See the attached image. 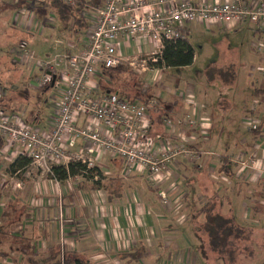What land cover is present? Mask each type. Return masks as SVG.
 Segmentation results:
<instances>
[{"label": "crops", "instance_id": "crops-1", "mask_svg": "<svg viewBox=\"0 0 264 264\" xmlns=\"http://www.w3.org/2000/svg\"><path fill=\"white\" fill-rule=\"evenodd\" d=\"M86 2L81 12L85 20L83 23L61 19L53 10L50 0L13 1V6L22 11L14 14L11 20L14 27L31 34L36 32L43 40L50 39L61 47L56 51L52 48L44 51L46 58L38 61L35 60V53L32 50H27L25 54L24 48L12 49L10 66L17 68L20 73L18 74L15 69L18 74L14 77L15 80H10L11 77L7 75V79H4L7 88L0 79L3 91V98L0 101L2 114L10 115L19 124L32 125L31 127L41 131L49 128L59 93L53 85L50 87L38 85L39 77L35 71L38 68L42 74L39 66L41 61L52 59L57 54L70 55L82 50L86 33L92 26L96 5L102 0ZM36 7L45 8L48 13L44 26L34 18L36 13L33 8ZM240 25L250 27L253 37L258 41H264V32L254 24L239 23L233 28H226L235 30ZM34 41L32 39V43ZM118 42L121 55L136 61H140L142 56L156 49L154 42L142 38L128 41L119 39ZM257 53L255 70L246 76V83L250 86L247 98L255 99L252 104H256V109L249 112V107L241 113L240 120L244 129L235 130L232 144H225L219 133L216 138L209 135L213 123L205 102V99L210 97L208 92L202 97L197 96L195 87L190 84H185L183 90L176 92H170L169 89L164 91L162 88L152 89L154 95L160 99L158 108L163 111V120L165 117L175 120L183 117L185 113H194L193 117L205 131L201 133L199 127L187 125H176L174 129H170L162 120L157 128L162 132L161 137L176 141L181 136H188L190 145L201 154L194 163L181 157L172 161L167 168V175L166 173L162 175L164 178L158 188L152 186L144 171L133 170L123 174V161L110 157L101 149L95 150L92 156L94 164L105 176L104 187L93 189L78 187L79 177L59 182L50 178L43 170H34V164H30L20 175L9 174L7 167L20 152L16 146H10L8 151L2 154L4 158L0 165V168L2 166L0 229L8 230L7 235L0 232V252L6 253L0 256V259L9 260L11 264H18L21 260L24 262L25 256L23 257L18 250L23 240L24 244L28 243L30 246L29 253L37 258L60 249L84 255L95 264H182L185 260L189 263L195 260L189 246L191 236L185 227V223L191 218V212L195 215L206 199L217 193L223 199L218 202L219 209L234 219L236 215L242 220L250 206L247 202H239L237 206L241 205V208L239 212H235L231 210L233 200L245 198L249 201L250 199L246 197L252 196L251 199L255 201L254 194L257 191L255 185L264 178V94L253 93L254 88L264 81V49ZM226 64L229 63L223 65ZM16 80H19V86H15L14 83L9 85ZM208 80L215 83L222 81L218 78ZM233 81L227 83L231 84ZM102 83L101 76L94 77L93 95L103 94ZM182 92L187 93L190 99L193 98L195 104L187 106L184 96L180 95ZM195 97L200 100H198L200 104L196 102ZM45 114L50 117L44 121L42 115ZM245 115L259 118L258 132L247 129L244 124ZM77 125H89L96 130H104L98 122L85 117H80ZM159 133L149 134L153 148L159 146L157 141ZM195 143L198 146H194ZM67 146L71 152L86 149V145L80 140ZM238 152L249 158L246 173L239 178L242 181L241 188L235 186L225 188L226 184L229 186V182L226 184L224 182V187L219 189V180L216 179L226 178L218 176L215 172L219 167V156L223 153L228 154L229 161L234 166V157ZM235 168L238 172L237 164ZM251 175L252 180L247 178ZM160 192L166 196L167 203L162 202ZM196 198L199 204L194 210L191 207L192 203L195 204ZM258 202L264 205V201ZM5 211L11 213L9 220ZM5 225H8L7 228ZM134 250H138L137 260L128 255ZM13 257L17 260H13Z\"/></svg>", "mask_w": 264, "mask_h": 264}, {"label": "built area", "instance_id": "built-area-1", "mask_svg": "<svg viewBox=\"0 0 264 264\" xmlns=\"http://www.w3.org/2000/svg\"><path fill=\"white\" fill-rule=\"evenodd\" d=\"M64 1L68 4L72 2ZM191 22H199L205 27L208 23L225 25L227 28L247 23L258 26L264 32V0H102L86 33L82 50L70 55L57 54L39 63L43 72L37 80L38 85H51L54 79L52 85L59 93L49 128L41 131L19 124L10 115L0 112V137L5 141L0 154L14 145L19 153L31 159L32 164L48 173L51 161L67 164L70 160H82L87 167H92L95 165L92 154L101 149L110 157L123 161V174L133 170L144 171L152 186L158 188L172 161L181 157L194 163L199 158V152L183 136L170 141L158 135L159 146L153 148L149 131L151 110L157 105V98L133 102L115 92L95 96L93 79L101 76V67L123 62L137 67L139 72L156 71L147 62L156 60L155 55L164 40L186 37L184 30ZM133 38L152 41L156 49L142 56L140 61L124 57L119 52L118 40ZM255 48L263 51L264 41H258ZM23 53L27 54V51L23 49ZM180 95L184 96L187 106L195 104L187 93ZM2 98L0 87V101ZM255 106L252 104L250 110L254 111ZM193 115L185 113L181 118L173 120L165 117L163 121L170 129L176 125L200 128L201 124ZM80 117L98 122L104 130L99 131L89 125L78 126ZM244 119L248 130H254L260 124L256 116L247 115ZM200 132L205 133L203 128ZM76 140L83 142L86 149L71 152L67 145ZM244 157L241 152L234 157L238 173L247 167L249 158ZM161 199L167 203L163 192Z\"/></svg>", "mask_w": 264, "mask_h": 264}, {"label": "rangeland", "instance_id": "rangeland-1", "mask_svg": "<svg viewBox=\"0 0 264 264\" xmlns=\"http://www.w3.org/2000/svg\"><path fill=\"white\" fill-rule=\"evenodd\" d=\"M13 1L0 0V79L6 88L7 85H5L4 79H7V75L11 77L10 80H15L14 77L20 73L15 68L18 71V74H16L14 67L10 66V59L13 56L12 49L16 50L21 47V49L24 48L26 51L32 50L35 53V60L38 61L46 58L44 51H48L50 48L56 51L61 47L50 39L43 40L42 36L36 32L31 34L14 27L11 24V20L15 13L22 11H18L19 8L13 6ZM25 1L38 2V0ZM33 11L36 13L34 18L44 26V22L48 18L46 9L36 7L33 8ZM208 24L205 27L199 22H191L187 25V29L184 30V34L194 50V58L190 66L167 69L157 68L156 71L139 72L137 67L134 68L128 62H123L121 65L128 64L135 73L141 76L147 85H150L151 89L160 90L162 88L164 91L169 89L170 92H176V90H183L185 84H190L195 87L197 96L200 95L202 97L208 92L210 97L205 99V102L208 105L207 111L210 120L213 123L209 135L216 138L219 133L225 144H232L235 138V130L239 129L242 131L244 129L240 120L241 113L249 109V107L251 108L252 103L255 101V99H250L251 97L247 98L250 86L246 83V76L249 72L255 70L254 67L258 59L255 45L258 46V39L253 37L250 27L244 25H240L235 30H229L226 26L219 27L211 23ZM32 39L35 40L33 43ZM225 63H231L235 67L236 78L233 83L230 84L223 81L220 83L210 82L209 78H207V69L211 68V66H220ZM37 69L35 74H38L37 76L39 77L41 73ZM213 80L216 81L217 79ZM18 81L9 83V85L14 83L15 86H19L20 83ZM195 100L200 104L199 99L198 101L195 97ZM48 116L50 117L48 114L42 115V119L45 121ZM187 137L183 136L187 143L190 144L191 142ZM194 146H198V144L196 145L195 143ZM245 158L247 157L243 159ZM35 166L34 170L45 171L37 165ZM245 169L240 173L237 172V176L242 177L243 173H246L247 169ZM0 172H2V166ZM45 172L47 173V171ZM247 178L252 180V175ZM216 180H219V189L224 187V182L228 183L226 178ZM196 201L197 198L195 204L192 203L194 208L191 207L194 210L198 208L199 204ZM239 202L246 203L248 201L245 198L233 200L231 210L239 212L241 208V205L237 206ZM214 203L216 206L218 205L217 201H214ZM206 206L210 207L211 203ZM217 207H213L211 215L217 212ZM246 211L247 215L242 220L235 215L236 220L234 222L244 228L252 227L249 239L244 234L236 235V232H233V235H225L223 230L219 229L214 222H212V225H214L213 231L216 235H211L207 227H205V223L209 222L207 221L206 213L197 216L191 212V218L185 223V227L188 228V233L191 236L189 246L192 248L195 260L192 258L194 262L192 260L191 263L185 260L182 264H264V238L262 235L264 233V205L259 211L253 213L251 209H246ZM220 212L223 213V210H220ZM212 242L217 243L218 249L213 248ZM4 261L0 259V264H11L9 260Z\"/></svg>", "mask_w": 264, "mask_h": 264}, {"label": "trees", "instance_id": "trees-1", "mask_svg": "<svg viewBox=\"0 0 264 264\" xmlns=\"http://www.w3.org/2000/svg\"><path fill=\"white\" fill-rule=\"evenodd\" d=\"M50 4L53 10H55L57 15L61 19H72L73 22L79 21L85 23L81 12L84 9L85 4H87L86 0H72V2L69 4L64 0H50ZM101 4L102 2L96 5V7H99ZM155 58V61L147 62L148 66H152L155 68H181L192 64L194 58V50L187 37L173 40H164L162 47L155 55ZM100 70L103 81L101 93L103 94L115 92L128 101L133 102H146L151 98H157V105L151 110V114L153 113V115L151 119V128L149 134H156L160 132L159 134L162 135L161 130H158L157 128L163 122L162 120L164 114L163 111L158 108V106L160 105V99L156 95H154L150 85H147L141 78V76L135 73L128 64H119L112 67H101ZM235 76L236 70L234 65L231 63L221 66H211V68L207 69V77L210 79L218 78L223 82H230L234 80ZM50 86L51 85L49 84L46 87ZM253 93L256 95L264 94V81L254 88ZM249 112L252 111L249 109ZM250 131L258 132L259 126L256 129ZM4 144V139L0 137V150L2 149ZM200 154L201 153H199V156ZM2 159L3 155L0 154V163ZM218 163L219 167L215 172L218 176H224L229 180V186H227V184L225 183V188L230 189L231 186L241 188L242 181L239 180L240 177H238L236 174V162H234L235 164L233 166V163L229 161V155L223 153L219 156ZM30 164L31 159L23 153H19L8 165L7 171L9 174L16 173L20 175L22 171H24ZM49 164L50 172H48L47 175L59 182L79 177L80 180H77L78 187L92 189L104 187L103 180L105 179V176L97 165L87 167L86 163L82 160H70L67 164H61L55 161H51ZM255 187L257 189L256 193L254 194L256 198L255 201L251 199L252 196L246 197L250 199L247 203L250 206L252 213L259 211V209H261L262 207L261 203L258 201H264V178L260 179ZM228 193H226L227 196ZM159 195L161 194L159 193ZM214 201H217L218 203L220 201H223V199L217 193H213V195L209 196L206 199L204 204L201 205L200 209L196 213L197 216L206 213V218H208L207 221L209 222L205 223V227H207L208 232L211 233V235H216L213 231L214 225H212V222H214L219 227V229L223 230L225 235H233V232H236V235L244 234L245 237L249 239L252 227L249 226L247 228H244L242 226H238L234 222V217L220 212V209L218 208L219 206L217 205V207ZM209 203H211V206L207 207L206 205ZM212 206L217 207V212H215L213 215H211L213 209ZM5 212H7L5 213V215L7 216V220H9V218L11 217V213L8 211ZM7 226L5 225L6 228ZM0 232L7 235L8 230L0 229ZM262 235L264 238V233ZM212 246L213 248L218 249L216 242H212ZM29 248V244H24V241L22 240L21 248H19L18 250L23 254V257L25 256V259L24 262H22L23 260H21L18 264H95L84 255L78 254L73 251H63L60 249L52 251L45 257L37 258L29 253ZM5 254V252H0V256H4ZM128 255H131L134 260H137V258L139 257L137 256L138 250H134ZM13 260L17 259L13 257Z\"/></svg>", "mask_w": 264, "mask_h": 264}, {"label": "water", "instance_id": "water-1", "mask_svg": "<svg viewBox=\"0 0 264 264\" xmlns=\"http://www.w3.org/2000/svg\"><path fill=\"white\" fill-rule=\"evenodd\" d=\"M53 81H54V79H53ZM53 81H52L51 85L53 84Z\"/></svg>", "mask_w": 264, "mask_h": 264}]
</instances>
